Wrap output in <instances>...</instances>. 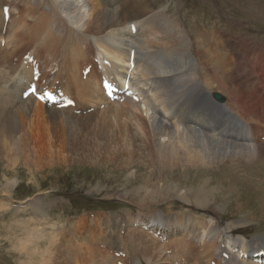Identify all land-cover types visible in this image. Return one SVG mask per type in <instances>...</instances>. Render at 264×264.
I'll list each match as a JSON object with an SVG mask.
<instances>
[{"label": "bare ground", "instance_id": "obj_1", "mask_svg": "<svg viewBox=\"0 0 264 264\" xmlns=\"http://www.w3.org/2000/svg\"><path fill=\"white\" fill-rule=\"evenodd\" d=\"M39 3L44 4L43 10L33 4L29 7L31 12L20 18L23 24L26 17L36 20L31 32L15 30L20 39L32 40V50L22 54L14 73L11 68L13 74L8 73L6 60L5 64L0 60L2 144L7 147L6 139L10 142L16 139L17 132L26 128L29 115L40 116L48 123L64 121L71 128L81 117L76 116V107L87 110L84 106L106 104L104 110L95 113L104 115L113 127L114 149L111 148L112 152L107 157L110 156L109 161L115 167L110 171L116 175L109 177L106 174V178L126 173L125 187L140 211L134 216L115 213L105 215V218H89L83 224L88 228L89 225L99 228L98 231H82L86 235H77L78 225H74L75 243L82 235L97 238L98 234L110 232V239L118 240L120 245L134 242L132 250L140 258L130 264H208V259L209 264L212 261L214 264H260L253 255L264 250V233L249 236L237 233L241 224L222 221L220 212L211 213H214L212 207L226 196L225 212L233 207L240 210L248 204L252 206V201L244 204L239 200V190L243 187L245 192L252 194L256 205L255 211L248 209L247 212L259 222L264 221V153L261 152L264 141L260 139L264 136L261 135L264 131V68H260L264 57L247 58L242 49L246 45L242 41L233 37L232 41L229 35L216 32L221 28H217L215 12L206 2L195 13L194 27L202 28L196 29L194 35L188 33L191 25L187 20L182 18L179 21L164 9L157 10L148 0H39ZM10 14L13 15L12 11ZM5 21V16L0 15V33ZM132 25L136 27L135 32ZM160 33L165 36L161 37ZM186 36L193 38L185 43L189 53L179 55L180 64L186 68L181 78L175 77L176 70L168 69L172 62L160 64L156 60L163 51L169 55L173 53L168 46L181 47V42L176 40ZM88 42L87 48L90 45L96 47L99 66L105 76L114 80L128 77L139 97L138 102L128 98L127 102L120 104L106 98L103 103V96L94 80L89 79L85 86L75 77L80 71L78 57L83 56L87 61L85 44ZM53 44H59L61 48L59 84L68 90L75 86V107L58 108L54 105L47 109L44 103L23 98L34 77L32 66L25 63L24 56H33ZM24 45L15 43L12 50H21L18 48ZM236 46L241 48L234 51ZM132 51L135 52L133 62L130 60ZM152 59L153 64L150 63ZM165 83H170V86ZM214 90L221 95L214 94ZM229 127L235 128L236 132L231 129L228 132ZM127 136L135 143L134 149L126 147L129 144ZM181 179L187 184H183ZM17 182V179H11L6 187ZM199 183L204 187H197ZM206 183L209 184L208 189L205 188ZM129 186L134 189H129ZM194 187L200 189L193 190ZM214 188L220 199L213 195L207 197L202 192L212 193ZM124 194L128 195L127 192ZM124 194L120 196L125 197ZM177 201L182 204L176 205ZM159 203L163 206H157ZM191 210L205 215L197 216ZM35 211L42 213L39 207ZM206 214L213 215L214 220L211 219L210 223L203 220L208 217ZM124 224L126 226L122 228ZM115 232H118L117 236ZM46 243L40 257L42 264H60L57 260L69 264L59 250L62 241L53 242L50 246ZM258 246L262 249L254 250ZM99 253L101 251L98 256ZM226 254L228 258L224 257ZM129 255L134 257L132 252Z\"/></svg>", "mask_w": 264, "mask_h": 264}, {"label": "rangeland", "instance_id": "obj_2", "mask_svg": "<svg viewBox=\"0 0 264 264\" xmlns=\"http://www.w3.org/2000/svg\"><path fill=\"white\" fill-rule=\"evenodd\" d=\"M148 1L151 2L157 10L164 9V12L169 14L171 17L175 15V18L179 21H181L182 18L187 20L191 25V27H189L191 30H189L188 33L192 35H194L196 29L200 30V28H202V26L196 28L194 27V25H196L194 17L195 13L198 12L197 9L200 5L206 2L208 7L213 8L216 14L213 16L214 21L217 24V28H221L216 32H222L229 35L232 41L233 38L242 41L241 43L246 45L242 46L244 47L242 49L243 52L247 54V58L250 56H258L262 59V57H264V0ZM33 4H36L40 10H43L44 4L39 3V0H0V15H4L3 9L5 6H9L10 11H12L13 14L9 20L5 19V23L1 25L3 31L0 33V60H2L3 64H5L6 60L5 67L8 73H11V68L14 73L15 68L20 64L22 54L32 50L30 45L32 40L27 38L20 39L15 30L19 28L28 33L31 32L36 20L26 17V22L23 24V22L20 21V18L22 15L26 16L29 12H31L29 11V7ZM199 13H202V11ZM18 20L19 22H17ZM6 24L8 28L6 27L4 30ZM164 31L166 32V30ZM160 34L161 37L165 36L164 33ZM175 35L176 31L174 32V36ZM214 38L215 36H213V39ZM187 39L192 40L193 38L186 36L185 39H175L176 41L181 42V47L178 45L168 46L172 48L173 53L169 55L168 52L163 51V53L156 60V62H160V64H164L168 61L172 62L173 65L169 66L168 69L176 70L175 77L179 76L181 78L185 71L184 68H186L180 64L179 55L182 53H189V50H186L187 48L185 47ZM4 40L5 46H3ZM15 43L26 45L18 48L21 50L13 51L12 48ZM89 44V42L88 44H85V50L87 49L85 52L87 61H84L83 56H80V58L78 57L80 62L79 70L81 73L79 71L75 77L82 80L85 83V86L89 82V79L94 80L96 83L95 86L99 89L103 96L104 103V100L108 98L102 88L103 78L106 76L105 73L101 71L99 66V56L97 54L98 51L96 47L90 45V47L87 48V45ZM238 48L240 49L241 47L236 46L234 51ZM60 49L59 44H53V46L44 48L42 49V52L40 51L33 55L36 63L39 64L38 68L41 73L38 86L43 88L44 81H46L48 84H51V87L60 88L66 95L68 94L75 100V86H73L74 88L72 90L71 87L68 90L66 86L60 85L58 81V70L60 69L58 65L60 59ZM8 50L9 55H7ZM12 51L13 55L11 54ZM152 61L153 59L150 60V63ZM40 64H42V66H40ZM151 64H153V62ZM88 65L91 66V70L84 78L83 71L89 67ZM260 68H264V64H262ZM69 75L74 76L71 73ZM68 76H64V78ZM165 85L170 86V83H165ZM216 93L220 94L217 91L214 94ZM29 99H33L35 102L38 101L32 95L29 96ZM127 100L129 99L126 98L125 101H119V103L124 104ZM40 103L43 105L42 102ZM45 106L47 109H50L53 108L52 106L54 105ZM75 106H77V103ZM84 107L87 108V110L81 108L78 109L76 107L78 110L74 112L76 116H81V119H77L78 122H75L74 127L71 125L70 128V126L64 121L51 120L52 122L48 123L45 120H41L40 116L35 115L32 117V115H29L28 120L25 123L26 128H22L21 131L17 132L15 135L16 139L11 142L6 139L8 143L7 147L3 146L1 141V138L3 137L0 135V264H24L27 259L20 253L13 251V243L18 231L17 225L22 220L43 221L44 225H54V227L47 228L49 238L47 240L48 244H46L50 246L53 242L62 241V245L59 250L60 253L63 254L64 260L69 264H114L112 263L114 260L111 256H113V252L119 251V249L124 252L126 256L125 258L119 259L118 262L121 261L123 264H130L140 258L139 255L132 250L134 242L129 245L124 243L123 245H120L118 240L113 238L110 239V232L103 235L98 234L97 238L92 237V235L83 236L86 235L82 232L84 230L98 231L99 226L89 225L88 228L83 224V222L89 218H105V215L115 213L121 214V216L130 213L134 216L138 215L140 212L133 204L132 197L128 192L127 187H125L124 177H126V173L120 172L117 177L112 179L106 178V174L109 175V177L116 175L110 171V169H114L115 167L113 166L114 164L109 161L110 156L107 157L114 149V142L112 139L113 127L110 122L104 119V115L95 114L100 110H104L106 104H102L100 107H95V105H87ZM124 119L127 118L124 117ZM143 122L146 123L144 118ZM87 124H89V126ZM98 126L100 127L98 128ZM229 129L236 132L235 128L232 129L229 127L228 132ZM262 134H264V131H262L261 135ZM20 138L22 140H20ZM127 138L129 144L132 145L130 146L128 144L126 147L134 149L135 143L130 139L131 137L127 136ZM260 139L264 141V136ZM72 145L74 146L72 147ZM261 152L264 153V150ZM90 156L92 158H90ZM95 161L97 163H95ZM11 179H17V184L11 187H6L7 182ZM180 181L185 184L184 179H181ZM202 183H199L197 187H204ZM132 185L135 184L132 183ZM195 185L196 184L193 186ZM208 186L209 184L206 183L205 188L208 189ZM197 187H194L193 190H197ZM128 188L134 189V187L131 186ZM124 191L129 194H126L127 196H125ZM202 192L206 194L207 197H211L212 195L218 196V194H215V188L212 193L207 191ZM244 192L245 190L241 187L239 190L240 202H244L245 204L246 202L252 201L254 207H252L253 205L249 206L248 204L245 209L239 210L236 207H233L230 211L225 212V209L227 208V204L225 203L227 196L225 197L224 195L226 199H221L222 202L220 201V203L212 207L214 213L211 214L215 215V213L219 214L220 212L222 213V217L224 219L222 221L232 224H241L237 233L248 236L263 234L264 221L259 222L257 218L247 212L248 209L250 211L256 210L254 197L250 192ZM120 194H124L125 197L120 196ZM235 196L237 197V195ZM235 196L234 199L236 198ZM218 198L220 199L219 196ZM234 203L228 205L232 206ZM180 204H182V202L177 201L176 205ZM157 206L162 207L163 203H159ZM37 207L41 208V214L35 211ZM186 207L188 206L186 205ZM190 212L196 214L197 216L205 215L204 213L192 210ZM211 214H206L208 217L203 220L210 223L211 219L214 220V216H211ZM74 225H78L79 232L77 235H81V233L83 234L82 238L76 243V238L75 236L73 237L74 233L72 229V226ZM124 226H126V224H124L122 228H125ZM76 227L74 228L77 229ZM70 228L72 229V232ZM145 231L148 232L147 229H145ZM153 231L154 230L151 229V232ZM121 234L120 236H123V233ZM115 235L117 236L118 232H115ZM139 239H141V237H139ZM259 249H262V246H258L254 250ZM91 250L95 252V254ZM99 251H101V253H99L98 256L97 253ZM131 252L134 254V257L129 255ZM85 254L91 255L93 258H91V256H89V258L88 255H86L87 259L86 256H84ZM105 254L106 256H104ZM57 261L62 264L61 260ZM206 262L209 264V259ZM212 262V264L215 263V261Z\"/></svg>", "mask_w": 264, "mask_h": 264}, {"label": "clouds", "instance_id": "obj_3", "mask_svg": "<svg viewBox=\"0 0 264 264\" xmlns=\"http://www.w3.org/2000/svg\"><path fill=\"white\" fill-rule=\"evenodd\" d=\"M17 227L13 251L27 258L24 264H42L40 257L49 238L47 228L54 225H44L43 221L22 220Z\"/></svg>", "mask_w": 264, "mask_h": 264}, {"label": "snow or ice", "instance_id": "obj_4", "mask_svg": "<svg viewBox=\"0 0 264 264\" xmlns=\"http://www.w3.org/2000/svg\"><path fill=\"white\" fill-rule=\"evenodd\" d=\"M112 87H113L112 84H109L108 85V88H112ZM35 92H36V89L33 88V94H35ZM45 95H47V99L50 102H52V103H58V101H56V94L55 93H47V94L41 93V95L38 98L44 99ZM68 103H69V105H71L73 102L72 101H69Z\"/></svg>", "mask_w": 264, "mask_h": 264}]
</instances>
